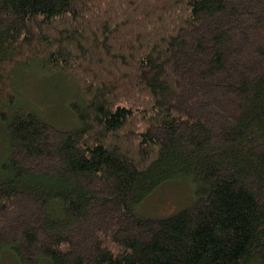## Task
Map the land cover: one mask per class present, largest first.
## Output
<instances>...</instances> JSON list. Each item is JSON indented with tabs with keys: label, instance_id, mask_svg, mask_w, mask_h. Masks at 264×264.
I'll return each instance as SVG.
<instances>
[{
	"label": "trees",
	"instance_id": "1",
	"mask_svg": "<svg viewBox=\"0 0 264 264\" xmlns=\"http://www.w3.org/2000/svg\"><path fill=\"white\" fill-rule=\"evenodd\" d=\"M0 125V264H264V0H0Z\"/></svg>",
	"mask_w": 264,
	"mask_h": 264
},
{
	"label": "rangeland",
	"instance_id": "2",
	"mask_svg": "<svg viewBox=\"0 0 264 264\" xmlns=\"http://www.w3.org/2000/svg\"><path fill=\"white\" fill-rule=\"evenodd\" d=\"M39 70L37 67L32 68L30 74H26V78L19 74L17 84L23 88L22 94L30 92L32 94L30 98L36 106L45 111L46 115L58 125L74 124V115L66 106L71 97L80 93L79 83L71 74L55 73V76H52ZM22 77L25 79L24 83ZM46 105L49 107L46 108ZM3 137L4 130L0 125V149H2ZM190 200L191 186L188 181L173 180L156 187L146 197L141 208L150 216H162L186 206Z\"/></svg>",
	"mask_w": 264,
	"mask_h": 264
}]
</instances>
